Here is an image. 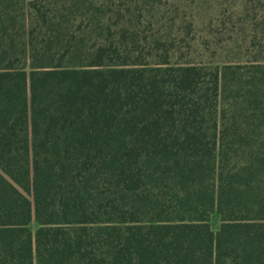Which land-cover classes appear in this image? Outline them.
<instances>
[{"label":"trees","instance_id":"obj_1","mask_svg":"<svg viewBox=\"0 0 264 264\" xmlns=\"http://www.w3.org/2000/svg\"><path fill=\"white\" fill-rule=\"evenodd\" d=\"M214 4L0 0V264H264V0L222 67Z\"/></svg>","mask_w":264,"mask_h":264},{"label":"rangeland","instance_id":"obj_2","mask_svg":"<svg viewBox=\"0 0 264 264\" xmlns=\"http://www.w3.org/2000/svg\"><path fill=\"white\" fill-rule=\"evenodd\" d=\"M224 1L217 0L220 6L214 4L211 8L206 6L197 10L196 52L193 55L197 63L222 67L225 64L246 63L256 56V50L249 47L254 34L253 23L245 24L244 7L239 5V0H228L229 4L222 5ZM210 224L215 232L218 231L220 217L213 214ZM31 228L35 233L38 224L33 222Z\"/></svg>","mask_w":264,"mask_h":264}]
</instances>
